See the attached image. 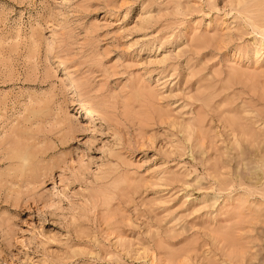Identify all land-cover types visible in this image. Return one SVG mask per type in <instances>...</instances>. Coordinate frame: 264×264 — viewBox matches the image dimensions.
Masks as SVG:
<instances>
[{
    "label": "rangeland",
    "instance_id": "obj_1",
    "mask_svg": "<svg viewBox=\"0 0 264 264\" xmlns=\"http://www.w3.org/2000/svg\"><path fill=\"white\" fill-rule=\"evenodd\" d=\"M0 264H264V0H0Z\"/></svg>",
    "mask_w": 264,
    "mask_h": 264
},
{
    "label": "bare ground",
    "instance_id": "obj_2",
    "mask_svg": "<svg viewBox=\"0 0 264 264\" xmlns=\"http://www.w3.org/2000/svg\"><path fill=\"white\" fill-rule=\"evenodd\" d=\"M80 108H81V112H83V114L85 116H87V115L89 116L90 122H92V121H94V120H96V119H98V118H100L102 116V113L98 109H92L87 104L81 105ZM79 128H81V126Z\"/></svg>",
    "mask_w": 264,
    "mask_h": 264
}]
</instances>
